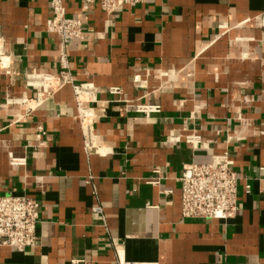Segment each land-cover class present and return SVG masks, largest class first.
I'll return each mask as SVG.
<instances>
[{
    "label": "crops",
    "instance_id": "crops-1",
    "mask_svg": "<svg viewBox=\"0 0 264 264\" xmlns=\"http://www.w3.org/2000/svg\"><path fill=\"white\" fill-rule=\"evenodd\" d=\"M65 6L87 26L69 59L74 82L97 89L99 149L85 147L71 86L28 114L8 105L30 73L58 74V42L46 32V0H0L9 58L0 66V196L40 203V244L2 248L0 264H264V0H156L110 16L83 14L79 0ZM137 104L162 111L147 117ZM191 135L202 145L186 143ZM225 153L240 211L228 221L183 218L184 166ZM10 154L25 164L11 165ZM155 171L159 186L147 182Z\"/></svg>",
    "mask_w": 264,
    "mask_h": 264
},
{
    "label": "built area",
    "instance_id": "built-area-1",
    "mask_svg": "<svg viewBox=\"0 0 264 264\" xmlns=\"http://www.w3.org/2000/svg\"><path fill=\"white\" fill-rule=\"evenodd\" d=\"M83 14L93 9H100L112 15L127 6L150 3L156 0H79ZM50 17L46 22V32L58 42L57 75L30 73L27 76L26 91L18 96L8 98V105L23 107L26 114L41 107L53 93L66 86H71L77 106V120L84 137L86 149H99L95 133L96 116L90 104L96 100L97 89L93 83L76 84L71 75L69 48L87 37V26L81 16H69L65 0H46ZM6 59V61H5ZM0 66L9 67V58L5 53L4 39L0 37ZM112 94H119V89H112ZM134 110L138 114L150 117L162 111L160 105L137 104ZM46 132L37 129V139L42 141ZM179 140V139H177ZM173 142V141H172ZM185 142L198 148L202 140L198 135L185 138ZM11 165L22 166L25 159L9 155ZM147 182L159 186L161 173ZM181 184L182 217L186 219H205L228 221L234 219L240 211L238 201L239 177L234 169V162L228 154L215 157L207 164L189 163L184 166ZM250 188L248 187V190ZM94 216L105 222L103 209L95 206L91 209ZM40 220V203L28 194L18 196H0V249L10 248L24 252L40 244L37 225ZM70 264H90L84 260H72ZM129 264V263H128Z\"/></svg>",
    "mask_w": 264,
    "mask_h": 264
},
{
    "label": "bare ground",
    "instance_id": "bare-ground-1",
    "mask_svg": "<svg viewBox=\"0 0 264 264\" xmlns=\"http://www.w3.org/2000/svg\"><path fill=\"white\" fill-rule=\"evenodd\" d=\"M243 57L244 58H248V56L247 55H245L244 53H243ZM6 61V60H5ZM93 150H95V149H93Z\"/></svg>",
    "mask_w": 264,
    "mask_h": 264
}]
</instances>
